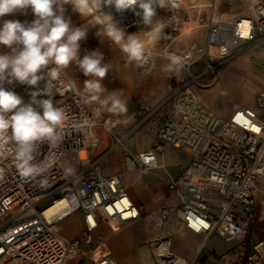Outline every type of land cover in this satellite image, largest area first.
Masks as SVG:
<instances>
[{"label": "built area", "instance_id": "1", "mask_svg": "<svg viewBox=\"0 0 264 264\" xmlns=\"http://www.w3.org/2000/svg\"><path fill=\"white\" fill-rule=\"evenodd\" d=\"M240 1L243 12L239 15L222 12L218 0H171L167 7L157 9V21L165 25L161 38L148 46L153 55L147 63L136 64L147 71L157 56L175 55L181 74L170 79L165 96L153 108L131 113L135 123L121 137L114 135L119 120L116 112L105 117L99 103L90 106L84 102L83 92L65 89L71 79L64 69L61 71L51 99L66 113L60 126L62 139L55 145L40 144L36 154L38 161H51V165L41 175L25 178L19 174L13 156L0 157V264H65L72 259L81 264H118L115 255L102 247L103 236L98 230L105 225L116 231L139 220L142 206L132 201L120 174H104L99 165L109 151L160 112L158 141L144 151L127 149L123 158L124 172H146L164 167L159 155L165 145L188 156L187 162L178 166L177 176L167 183L178 203L150 215L155 221L149 229L160 234L173 212L185 228L206 239L213 235L226 241L247 237L256 200L264 194V88L255 94L253 106L235 105L229 119L218 116L200 100V91L218 81L229 60L264 45V0ZM105 10H110L129 34L142 24L130 10L122 14ZM90 16L96 22V17ZM97 25V31L103 32ZM185 28L189 32L202 29L203 43L198 46L192 42L177 53L172 50V42ZM107 40L109 45L119 46ZM100 53L104 60L109 57L107 52ZM72 72L81 73L76 63ZM45 85V81L38 88L5 83L26 103L32 91L41 92L38 99L48 98L43 95ZM237 115L246 117L256 128L236 121ZM96 127L108 135L110 145L90 158L89 151L100 142ZM81 151L87 155L81 157ZM67 155L75 158L69 171ZM60 199L67 202L64 212L47 218L45 211ZM44 203L48 205L42 207ZM74 213L81 216L83 228L80 236L70 238L59 232L58 223ZM170 237L166 232L146 239L150 264H192L172 252ZM230 257L221 255L225 261ZM241 264H264V239L252 244Z\"/></svg>", "mask_w": 264, "mask_h": 264}, {"label": "clouds", "instance_id": "2", "mask_svg": "<svg viewBox=\"0 0 264 264\" xmlns=\"http://www.w3.org/2000/svg\"><path fill=\"white\" fill-rule=\"evenodd\" d=\"M170 3L171 0H0V157L13 156L19 174L25 178H35L51 165V161H38L36 154L40 144L55 145L62 139L60 126L66 113L54 105L51 97L57 90L55 82L61 71L73 62L85 77H94L83 82L84 102H98L102 106L107 103L100 94L105 91L102 80L109 66L102 63L104 55L99 50L80 56V42L86 39L88 29L75 26L65 16V5H71L81 17L94 15L104 34L126 54L128 62L142 64L153 55L148 46L161 38L165 27L162 22L154 23L157 9ZM105 9L121 14L130 10L147 30L129 34ZM29 10L34 17L30 22L5 19L17 13L27 14ZM170 60L175 64L179 57L172 55ZM41 81L46 82L43 95L48 98L38 99L41 92L32 91L27 103L5 87V83L19 82L38 88ZM64 87L76 90L71 80ZM124 109L125 104L113 94L109 110Z\"/></svg>", "mask_w": 264, "mask_h": 264}, {"label": "crops", "instance_id": "3", "mask_svg": "<svg viewBox=\"0 0 264 264\" xmlns=\"http://www.w3.org/2000/svg\"><path fill=\"white\" fill-rule=\"evenodd\" d=\"M218 4L220 10L226 13L221 9L220 0H218ZM65 9V16L70 18L75 26L84 27L88 29L86 39L80 42V56L83 57V55L94 50H99V52H107L109 55L106 60L102 61V63L109 66V71L106 74L105 78L102 80V84L105 87V91L100 94L101 99L106 100L107 103L103 106H100L104 111L105 117H108L114 113L113 111L109 110V108L111 107V98L113 97V94H115V97L119 98L125 104V109L123 111H115L119 120L116 124V127L114 128V135L115 137H121L135 123V120L130 116L134 110L139 108L145 109L150 105V107L153 108L165 96L168 90L169 83H167V78L170 77V67H173V64L171 62L165 63L163 59H155L156 61L154 60L152 64L154 69L157 71V77L155 78L135 76L133 74H129L127 72V62H125L126 60L121 55L122 51L120 50V47L111 46L108 44L106 35L103 32L97 31L98 25L95 20L90 15L81 17L78 13L74 12L71 9V5H65ZM159 16L154 20V22L158 20ZM33 18L34 17L31 14L30 10L27 14L17 13L15 15L5 17V19H18L22 22H30ZM145 29H147V27ZM145 29L142 30L144 31ZM184 30L186 31L187 28H185ZM137 32L139 31L131 32L130 34ZM202 33L204 38L203 30ZM190 43L192 42L190 41L188 45ZM262 49H264V46H262ZM74 63L75 62L70 64L64 70L67 76L75 82V89L84 93V80L94 79V77H85L82 73L75 75L72 72V67ZM218 81L215 84H217ZM96 103L98 102H92L87 104L91 106ZM235 105L240 104H234L233 107ZM161 117V112L157 113L152 119L145 122L135 133L140 134V132H144L147 135V140L144 142L145 144H142L141 146L142 149L140 148L136 152L144 151L148 149L153 143H156L158 141L156 136V124L160 121ZM240 122L248 125V123L243 121L242 119H240ZM146 128H148L151 133L147 134L145 131H143ZM94 131L98 135L100 141L99 145L96 147L97 149L94 148L96 149L94 154L99 155L110 145V139L101 127H96ZM165 147L168 149L169 152L172 150L167 145H165ZM127 148L129 149V147ZM94 149L92 150L94 151ZM129 150L132 151L131 149ZM90 151L88 153L89 156ZM162 153L159 155V161L164 167H166L165 164L162 162ZM102 161L99 165V168L101 169L102 173H118L121 175L120 171H104L101 167ZM136 173L138 177H141L143 175L150 174L151 171ZM164 173V178L166 181V193L164 195H157L156 199L152 196V193L149 190L132 189L130 188V186L123 183L124 181H122L132 201L136 205L142 206V217L139 220H142L144 222V228L147 231L146 237L143 241V245H146L145 241L149 236L155 237L160 235L161 233L167 232L171 234L170 245L172 252L182 257L183 259L192 262V264H241L245 255L250 251L252 244L264 239V194L260 195L256 200L254 206V214L249 223L247 237L245 239L226 241L222 237L216 235H213L206 239L203 235L196 234L191 230L185 228L177 219V217L173 214V212L168 215V218L165 221L163 229L160 231V234L156 231L149 229L151 222L155 221L153 218L149 217L150 215L156 216L158 211L162 207L168 206L169 204L178 203L177 195L174 192L169 191L167 188V183L169 179L177 176L178 170L174 172L164 171ZM79 221L82 223V218L80 215ZM119 229L120 227L117 230ZM223 254H230L231 257L227 261H225L221 258V255ZM150 263L151 261L149 262V264Z\"/></svg>", "mask_w": 264, "mask_h": 264}, {"label": "rangeland", "instance_id": "4", "mask_svg": "<svg viewBox=\"0 0 264 264\" xmlns=\"http://www.w3.org/2000/svg\"><path fill=\"white\" fill-rule=\"evenodd\" d=\"M220 3L221 9L228 15H239L243 12V7L239 0H220ZM158 14L154 17V20L159 16ZM146 27L141 24L138 28L133 29L132 32L140 31ZM187 31L188 29L186 31L182 29L179 36L172 42L171 47H173V51L181 53L190 41L195 42L198 46L202 45L203 33L201 29H194L191 32ZM262 46L264 45L250 49L229 60L223 66L218 83L214 84V87L211 86L200 91V100L208 109L214 111L224 119H229L232 115L234 104L253 105L255 94L258 90L264 88V49H262ZM121 55L126 60L125 62H127V72L129 74L142 77H157V71L153 65L147 71H142L138 68L136 62H128L126 54L122 52ZM155 59H163L165 63L171 62L167 56H157ZM170 69L171 74L167 78V83L172 77L180 76L179 63L173 64V67H170ZM150 106L145 109H151ZM235 120L241 123L240 119L235 118ZM244 125L247 124L244 123ZM143 131L147 134L151 133L148 128ZM146 138L147 135L144 132L132 134L121 145L105 155L101 167L104 171H120L123 178L122 181H124L123 183L132 189L149 190L156 199L157 195H164L166 193L164 171H177L180 164L187 162L188 156L183 151L167 145L172 150L169 152L165 147L162 153V162L166 167L150 170V174L141 177H138L135 171L124 172L123 158L124 153L128 149L127 147L133 152H136L141 148L142 144H145ZM96 149L90 151V158L97 156L94 154ZM67 156L69 159L66 168L69 171L75 164V158L73 155ZM46 205L48 203H44L42 207ZM82 228L83 223L79 221V215L77 213L71 214L58 223L59 232L70 238L80 236ZM98 231L103 236L102 247L108 248L115 255L118 264H149L151 261V253L148 247L143 245L147 231L144 228V222L142 220L124 225L117 231H112L105 225L99 228ZM65 264L81 263L78 260L72 259L68 260ZM83 264L90 263L85 261Z\"/></svg>", "mask_w": 264, "mask_h": 264}, {"label": "bare ground", "instance_id": "5", "mask_svg": "<svg viewBox=\"0 0 264 264\" xmlns=\"http://www.w3.org/2000/svg\"><path fill=\"white\" fill-rule=\"evenodd\" d=\"M235 118L242 119L243 121L247 122L248 125H245V126L248 127V128H256V126L250 120H248L246 117H241V116L237 115ZM79 155L81 157H85L87 155V152L86 151H81ZM66 206H67V202H66L65 199L57 200L56 203L53 206H51L50 208H48L45 211V215H46L47 218H49L50 216H52L56 212H64V209H65Z\"/></svg>", "mask_w": 264, "mask_h": 264}]
</instances>
